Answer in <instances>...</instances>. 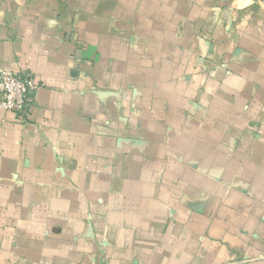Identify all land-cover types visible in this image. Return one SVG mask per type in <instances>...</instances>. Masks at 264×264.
<instances>
[{
    "label": "crops",
    "instance_id": "crops-1",
    "mask_svg": "<svg viewBox=\"0 0 264 264\" xmlns=\"http://www.w3.org/2000/svg\"><path fill=\"white\" fill-rule=\"evenodd\" d=\"M0 264H264V0H0Z\"/></svg>",
    "mask_w": 264,
    "mask_h": 264
},
{
    "label": "built area",
    "instance_id": "built-area-1",
    "mask_svg": "<svg viewBox=\"0 0 264 264\" xmlns=\"http://www.w3.org/2000/svg\"><path fill=\"white\" fill-rule=\"evenodd\" d=\"M39 81L31 71L12 72L0 67V109L29 120L36 103Z\"/></svg>",
    "mask_w": 264,
    "mask_h": 264
}]
</instances>
